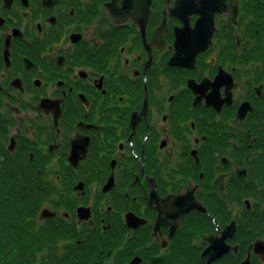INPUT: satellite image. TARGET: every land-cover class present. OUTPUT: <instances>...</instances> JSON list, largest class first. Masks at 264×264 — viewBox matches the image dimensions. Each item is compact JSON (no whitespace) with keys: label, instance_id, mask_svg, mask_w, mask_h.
Instances as JSON below:
<instances>
[{"label":"flooded vegetation","instance_id":"1","mask_svg":"<svg viewBox=\"0 0 264 264\" xmlns=\"http://www.w3.org/2000/svg\"><path fill=\"white\" fill-rule=\"evenodd\" d=\"M117 1L0 0V112L10 128L16 126L6 142L14 137L31 157L43 159L54 156L43 145L49 142L53 150L58 144L61 194L92 207V218L84 220L76 209L61 215L65 204L58 201L51 204L56 216L46 222H72L82 234L76 243L97 248L104 240L102 259L115 257L109 264H120L116 257L123 255H139L141 264L165 258L183 231L190 263L196 254L199 264H207L200 255L211 240L246 217L240 192L251 185L235 177L245 170L254 175V250L247 245L243 255L236 227L225 239L227 250L210 264H241L249 252L261 264L256 243H264V64L254 51L260 45L254 46V29L241 31L217 13L204 53L176 57L177 31L189 35L198 21L179 14L201 10L199 2L151 0L142 24ZM53 76L55 82L47 79ZM46 99L50 106H41ZM30 110L40 114L28 117ZM73 138L89 139L76 165L70 159ZM32 142L45 152L35 154ZM188 189L204 210L185 213L172 235L157 228L155 206ZM152 191L158 202H150ZM129 212L147 222L128 228ZM196 215L198 230L189 226L186 232Z\"/></svg>","mask_w":264,"mask_h":264},{"label":"trees","instance_id":"2","mask_svg":"<svg viewBox=\"0 0 264 264\" xmlns=\"http://www.w3.org/2000/svg\"><path fill=\"white\" fill-rule=\"evenodd\" d=\"M243 3L239 23L252 30L259 28L257 42H264L260 40L264 35V0H244ZM254 51L258 60H262L264 64V45L260 44ZM10 126L8 118L0 112V262L3 264H109L112 256H107V259L103 260L100 249L93 248L88 242L76 243V239L82 234L76 233L75 229L73 232L68 231L64 228L63 222L54 219L51 223H47L48 228H51L48 229V233L45 226L37 222L39 208L51 201V191L55 184L45 176L36 157L30 156L31 149L29 151L22 149L20 142L16 151L12 152L8 149L9 142L6 141ZM4 139L5 142H1ZM31 147L35 154L44 153L37 148L36 143L32 142ZM36 156L42 157L41 154ZM66 170L75 173L71 166H67ZM251 188L252 186L241 190L240 202L244 197H250L254 203V186L250 191ZM250 214H253L254 218V210ZM187 222H189L188 226H193V219ZM247 229L254 236V222L247 226ZM184 237L182 231L166 257L154 260L152 264H199L200 259L196 254L190 263V257L188 258L186 253L190 246L186 242L187 239L184 241ZM100 243H104V240ZM116 260H119L120 264L125 263L122 257H116ZM261 264L264 262L261 261Z\"/></svg>","mask_w":264,"mask_h":264},{"label":"water","instance_id":"3","mask_svg":"<svg viewBox=\"0 0 264 264\" xmlns=\"http://www.w3.org/2000/svg\"><path fill=\"white\" fill-rule=\"evenodd\" d=\"M150 1L151 0H143L142 2V11L144 12V16H140L138 13H136L134 10V7H131V10L128 8V11L135 16L136 19H138L142 24H145L148 17H149V6H150ZM212 1V2H211ZM207 0L208 4H206L203 8L200 6L202 12L200 16V20H198L197 25L195 26L194 30L192 31L191 34H187L186 30L184 28L183 31H177L176 34V41L182 40L185 41L186 43L188 41H195L201 48L206 47L210 41H211V36L212 32L215 29L214 27V16L217 11H220L221 9V4L223 3V0H221L218 3H215L213 5V2L215 0ZM223 9L225 10H231V14L229 16V19L231 21H236L237 13H238V7L234 6L231 2L228 6H225ZM184 39V40H183ZM175 41V42H176ZM187 53L186 51H183ZM186 60H188L187 56H184ZM41 105V104H40ZM48 105L50 106V101L49 99H46L43 101L41 106ZM56 112L59 113L58 108L56 107ZM246 110H243L242 116L245 114ZM80 137V136H79ZM79 138H73L72 139V150H71V155L70 159H72L73 164H77V155L80 156L81 153H84L86 150V145L87 142H89L88 138H83L82 140H79ZM9 149L14 150L16 147V141L15 138L12 137L11 142L9 143ZM158 202V196L155 191H152V197L150 198V202L152 201ZM164 205H158L159 209V216H158V224H171V225H177L182 217L184 216L185 213L189 212L191 209H199V210H204V207L200 202L196 200L194 197V190H190L189 192H184V193H178L176 195H173V200L172 202H168V198L164 199ZM83 210V211H82ZM78 211V214L82 218H88L90 216V209L83 207ZM55 215V212L51 210L50 208H44L41 213H40V218H48V217H53ZM135 220L138 222L140 219L136 217L133 213H128L127 214V221L129 226L136 227ZM229 226L228 228H230ZM174 229L170 230V233H173L176 229L175 226L173 227ZM227 228V229H228ZM226 229V230H227ZM233 229V228H232ZM231 234L228 233V231L224 232L222 238H214L212 239V244L211 246L202 253V257H207V264H210L213 259H217L220 257L227 249L226 247L222 250L223 245L225 244V239ZM264 243L261 241L256 243V248L257 251L264 256ZM140 261L139 257H135L132 259L130 264H138ZM246 261L243 260L241 264H246Z\"/></svg>","mask_w":264,"mask_h":264},{"label":"bare ground","instance_id":"4","mask_svg":"<svg viewBox=\"0 0 264 264\" xmlns=\"http://www.w3.org/2000/svg\"><path fill=\"white\" fill-rule=\"evenodd\" d=\"M220 1L221 0H215L213 2V5L215 3L220 2ZM142 2H143V0H121V1H117V4H119V6L122 9H128L129 8L131 10V7L132 8L134 7V9H136V10H134L136 13H138L140 16H144L145 14L142 11ZM230 2L236 7H240V6L242 7V5L244 4L243 3L244 0H223V3L221 4V9H220V11H217V13L221 14V15L229 16L231 14V10L230 9L229 10H225L223 8L225 6H228L230 4ZM162 8H164V7H162ZM201 12H202L201 10L190 11V12H186V13H180L179 16L181 18H185V16H189L191 14V15H194V17H198L197 19L200 20L199 15H200ZM183 21H186V20L183 19ZM197 23H198V21H197ZM237 26H239V29L241 31L243 30L244 26H242L241 23H239ZM214 27H215V19H214ZM214 30H213V32H214ZM213 32H212V35H213ZM211 38H212V36H211ZM174 50H175V54L174 55L176 57L180 56L183 51H186L188 54H190L192 56H196L198 54L204 53V51H205V49L201 48L195 41H188L186 43L185 41H182V40L174 42ZM79 140H82V138L78 139L77 142H79ZM16 148L17 147H15V149L11 150V151L12 152L16 151ZM8 149H9V147H8ZM128 164L132 165L133 162L131 160H128ZM235 177L236 178H243V180L247 181L252 186L250 191L253 189V186H254V184H253L254 183V175L253 174H248L245 170H241V171H237L235 173ZM189 191H190V189L186 190V192H189ZM149 196H150L149 197V200H150V198L152 197V193L151 192H150ZM72 197H73L74 200L77 199L74 194L72 195ZM194 197L197 198L195 193H194ZM172 200H173V197H172ZM251 200L252 199L250 197H244L243 198V202H245V206H246V211H245L246 217L245 218L241 217V219H239V221L233 220V221L230 222L231 226H232V228L234 230L231 232V234L229 236H232L235 233L236 227H239V231H240L239 233L241 235V243L243 245V255L247 253V245H251L253 247V250H254V236H252L250 231H249V229H247V226L249 227L254 222L253 214L252 215L250 214V212H252L254 210V207L251 208ZM83 207L89 208L90 209L89 212H90V215H91V211H92L91 205L82 206L81 203H76V205H75V209H77L78 211H79L80 208L82 210ZM129 213H133V212H129ZM55 216L56 215H54L53 217H50V219L54 218ZM251 216H252V218H251ZM91 218H92V216H89L88 218H82V219L89 220ZM192 219H193V222H192L193 223V230H198L196 228L200 226V224H199L200 221L199 220L201 219V217L196 215V216H192ZM125 221L128 223L127 216H125ZM135 221H136L135 222L136 227L142 225L137 220H135ZM181 224H182V222H179L177 225H171V224L162 225V224H158V222H157L156 227L159 228V229L160 228L167 229L169 231V230L174 229L173 228L174 226H175V229L177 230L181 226ZM186 236H187V234H186ZM250 254H251V252H249L248 255L243 258L246 261L245 262L246 264H254V256L252 255V257H253L252 258V257H250ZM201 258H203V257H201Z\"/></svg>","mask_w":264,"mask_h":264},{"label":"rangeland","instance_id":"5","mask_svg":"<svg viewBox=\"0 0 264 264\" xmlns=\"http://www.w3.org/2000/svg\"><path fill=\"white\" fill-rule=\"evenodd\" d=\"M247 31H243V32H240V34L243 36L244 39H246V35H247ZM58 78L57 76L56 77H52V78H47L49 79L51 82H55V79ZM45 81H43V85H45ZM42 89L44 90L43 86H42ZM30 115L28 117H36L38 116L40 113L39 112H35V111H29L28 112ZM26 114H21V115H18L17 117H26L25 116ZM24 122V121H23ZM24 124L26 125V127H29V122H24ZM11 127V126H10ZM11 130H9L8 132V140L10 138V136L13 134L12 130H15L16 129V126H12V128H10ZM73 131V130H72ZM72 131H70V133H72ZM1 142H5V139L2 140ZM52 143L50 144H53V141H51ZM58 144L56 145H53V150H51V148L49 147V142L44 144L43 145V148H45L46 150L50 151L51 153L54 154V156H49L50 158H47V159H43V156L40 158V156H36V159L40 162L41 166L45 167L46 168V172H45V176L48 177V179H51L52 182L55 184V187L52 189V196H51V201L50 202H46L44 203L40 208H39V211H38V214L41 212V209L44 208L45 206H51L53 204H55L56 202L60 201L62 203L65 204V209L60 211V214L62 215L63 214V211H66V210H69V211H72V209H75V205L76 203H79L80 202V199L77 198L76 200L73 199V197H70V194H68L67 196H62L60 193L62 192V188L64 186L63 184V180L60 179L58 177V172H59V169H61L62 167V160L59 158V149H58ZM45 152V151H44ZM75 179V177L73 176L72 179ZM121 202V201H120ZM119 202V203H120ZM51 203V204H49ZM163 203V202H161ZM67 204V205H66ZM111 204H115V205H118V201H116L115 203H111ZM104 207V211H106V205L103 206ZM121 208V207H120ZM156 210L159 211L158 209V205L155 206ZM110 213L107 211V216L109 215ZM106 216V217H107ZM120 218L121 216L118 215ZM114 216L112 215L111 219H113ZM122 219V218H121ZM40 220V221H39ZM37 221L38 223H42V226H45V230H46V233H48V229H51V228H48L49 225H47V222L45 220V218H42ZM72 222L70 221H66L64 224H65V229H67L68 231L70 232H73L75 227L73 225H71ZM115 226H116V223H115ZM185 231L186 232H190L191 231V228L189 226H185ZM99 234H97L98 236ZM92 236V234H91ZM33 239V238H32ZM35 240V239H34ZM36 241V240H35ZM44 241V240H43ZM225 242V241H224ZM97 248L100 249V248H104V243H101V244H97ZM122 250H125L124 248ZM121 250V251H122ZM120 251V252H121ZM140 250L137 251L138 254H140ZM121 255V254H120ZM141 255V254H140ZM122 256V255H121ZM124 256V255H123ZM141 257V256H140ZM112 258H115L114 256ZM132 258V256L128 257V259L126 258L125 262L128 264L130 259ZM142 258V257H141ZM148 259H145L144 261H146ZM0 264H3L2 262H0ZM147 264H152L150 263V261L147 262Z\"/></svg>","mask_w":264,"mask_h":264}]
</instances>
